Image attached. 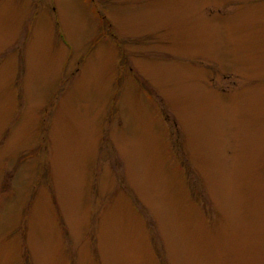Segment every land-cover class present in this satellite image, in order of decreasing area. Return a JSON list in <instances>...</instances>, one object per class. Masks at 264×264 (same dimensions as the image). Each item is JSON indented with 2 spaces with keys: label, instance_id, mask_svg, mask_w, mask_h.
Returning a JSON list of instances; mask_svg holds the SVG:
<instances>
[{
  "label": "rangeland",
  "instance_id": "1",
  "mask_svg": "<svg viewBox=\"0 0 264 264\" xmlns=\"http://www.w3.org/2000/svg\"><path fill=\"white\" fill-rule=\"evenodd\" d=\"M0 264H264V0H0Z\"/></svg>",
  "mask_w": 264,
  "mask_h": 264
}]
</instances>
